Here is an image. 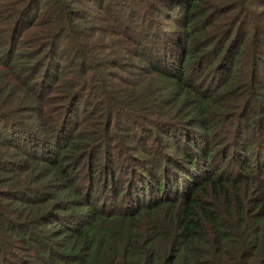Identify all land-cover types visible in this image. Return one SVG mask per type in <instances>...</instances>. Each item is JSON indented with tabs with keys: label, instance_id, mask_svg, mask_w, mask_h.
<instances>
[{
	"label": "trees",
	"instance_id": "1",
	"mask_svg": "<svg viewBox=\"0 0 264 264\" xmlns=\"http://www.w3.org/2000/svg\"><path fill=\"white\" fill-rule=\"evenodd\" d=\"M0 264H264V0H0Z\"/></svg>",
	"mask_w": 264,
	"mask_h": 264
}]
</instances>
